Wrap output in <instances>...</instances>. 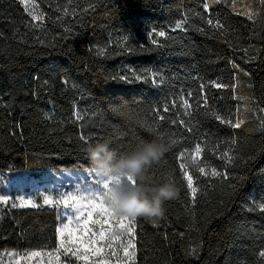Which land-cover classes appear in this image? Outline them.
Wrapping results in <instances>:
<instances>
[{
  "label": "trees",
  "instance_id": "trees-1",
  "mask_svg": "<svg viewBox=\"0 0 264 264\" xmlns=\"http://www.w3.org/2000/svg\"><path fill=\"white\" fill-rule=\"evenodd\" d=\"M34 2L0 0V171L91 169L81 136L119 152L154 129L178 143L149 174L178 194L136 218L133 264H264V0ZM57 224L0 207V252L54 250Z\"/></svg>",
  "mask_w": 264,
  "mask_h": 264
},
{
  "label": "rangeland",
  "instance_id": "rangeland-1",
  "mask_svg": "<svg viewBox=\"0 0 264 264\" xmlns=\"http://www.w3.org/2000/svg\"><path fill=\"white\" fill-rule=\"evenodd\" d=\"M18 2L30 16L37 17L34 0ZM195 149L184 152L180 159L183 171L202 168L200 153ZM186 158L193 161L192 166H186ZM97 179L92 169L0 171V196L7 197L0 201L1 208L49 206L56 209L58 216V245L54 250L3 251L0 264H133L134 235L121 228L116 218L109 219L99 208L89 207L90 202L105 201L103 190L98 191L102 186ZM73 197L79 201L78 211L72 207ZM46 198L53 203L46 205ZM65 201L69 205L67 214Z\"/></svg>",
  "mask_w": 264,
  "mask_h": 264
},
{
  "label": "clouds",
  "instance_id": "clouds-1",
  "mask_svg": "<svg viewBox=\"0 0 264 264\" xmlns=\"http://www.w3.org/2000/svg\"><path fill=\"white\" fill-rule=\"evenodd\" d=\"M172 146L167 137L154 136L137 139L125 151L118 152L106 139L85 140L79 150L89 160L95 176L113 178L103 193L111 211L118 216L138 217L163 215L165 202L178 194L172 179H154L149 174ZM185 164L192 166L193 161L186 158Z\"/></svg>",
  "mask_w": 264,
  "mask_h": 264
},
{
  "label": "snow or ice",
  "instance_id": "snow-or-ice-1",
  "mask_svg": "<svg viewBox=\"0 0 264 264\" xmlns=\"http://www.w3.org/2000/svg\"><path fill=\"white\" fill-rule=\"evenodd\" d=\"M204 7H205V9H207L209 6H208V4H204ZM209 23H211V20H209ZM218 26H219V24H218ZM176 27H177V28H180L181 26H180V24L178 23V24L176 25ZM158 35H159V36H164L165 33H164V32H159ZM126 39H127V38H126ZM152 43H153V44H156V41L153 40ZM128 51H129V53H131V52L134 51V49H128ZM120 79H121V80H126V79H128V78L125 77V76H121ZM136 79H137V80H142L143 77L137 76ZM215 86H216V87H221L220 84H216ZM187 103H188V102L185 101V105H186V106H187ZM166 110H167V109H166ZM213 115L215 116V118H216L217 120H220V119H221L219 116L215 115V113H213ZM161 120H163V117H161ZM221 122H225V121H221ZM182 123H183V122H182ZM233 126H234V127H239L240 124H239V123H236V124L233 125ZM149 130L152 131L153 134H154L155 136H162V135H163L162 133H159V132H157V131L154 130V129H151V128H150ZM80 139H81L82 141H85V140H91V138H89V137H85V136H81ZM171 142H172L173 145H175V144L178 143L177 140H171ZM199 151H200V146H199V144H197L196 149H195V152L198 153ZM183 155H184V153H181L180 156L177 157V159H182ZM194 155H195V153H194ZM161 160H162V159H161ZM161 160H160V161H161ZM155 166H156V165H154V166L149 170V172H151ZM184 167H185V166H184L183 164L180 165V168H181L182 171L184 170ZM199 171H200L201 173H203V172H204V169H203V168H200ZM213 171H214V170H213ZM96 177H97V176H96ZM97 178H98V179H97V184L100 185V186H102V189H98V191H99V190H103V193H104V191L107 189V187L109 186V184H110V182H111V180H112L113 178H108V179H102V178H99V177H97ZM153 178H154V176H153ZM183 178L187 180V187H188V189H191V191H192V195H193V197H195L196 189L193 187V177H192V175L189 174L188 171H183ZM115 179L118 180L119 178L116 177ZM128 179L131 180L133 183H135V181L132 180L131 177H129ZM72 199H73V201H74V204L72 205V207L75 208L76 211H78V210H79V207H77V205L79 204V201L76 200L75 197H73ZM81 199H87V198H86V197H81ZM6 200H7V197L0 196V201H6ZM44 203L47 205V204H51V203H53V202H52L51 200H49V199L46 198V199L44 200ZM13 206L15 207V205H13ZM89 207H96V208H99V209H100V212H101L102 214H104L105 216H107L109 219H111V218H116L117 221L119 222V226H120L121 228H126L128 234H130V235L133 234V229H134V227H135V220H136L137 217H128V216H124V215H119V216H118V215H115V214L111 211V209H110L109 207H107V204H106L105 201H102L100 204H94V203H91V202H90V203H89ZM260 207H261L262 209H264V204H261ZM68 209H69L68 202L65 201V210H66V214L68 213ZM89 215H91V213H89ZM58 231H59V230H58Z\"/></svg>",
  "mask_w": 264,
  "mask_h": 264
}]
</instances>
